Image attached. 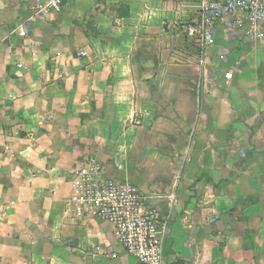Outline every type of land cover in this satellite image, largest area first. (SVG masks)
Here are the masks:
<instances>
[{
    "label": "crops",
    "instance_id": "1",
    "mask_svg": "<svg viewBox=\"0 0 264 264\" xmlns=\"http://www.w3.org/2000/svg\"><path fill=\"white\" fill-rule=\"evenodd\" d=\"M45 1L0 0V264H139L73 198L87 154L166 220L163 264H264L259 234L229 231L231 144L264 130V36L222 60L128 0Z\"/></svg>",
    "mask_w": 264,
    "mask_h": 264
},
{
    "label": "built area",
    "instance_id": "2",
    "mask_svg": "<svg viewBox=\"0 0 264 264\" xmlns=\"http://www.w3.org/2000/svg\"><path fill=\"white\" fill-rule=\"evenodd\" d=\"M62 6L63 0H46L35 10L41 14ZM226 19L250 40L263 38L264 0H197L192 14L178 26L202 52L213 42L216 24ZM70 183L82 211L111 224L117 242L139 264H163L167 222L134 184L109 177L103 164L88 154L72 169Z\"/></svg>",
    "mask_w": 264,
    "mask_h": 264
},
{
    "label": "rangeland",
    "instance_id": "3",
    "mask_svg": "<svg viewBox=\"0 0 264 264\" xmlns=\"http://www.w3.org/2000/svg\"><path fill=\"white\" fill-rule=\"evenodd\" d=\"M131 7L119 5L116 10L133 14H139L143 9L153 16L162 14L173 22L180 23L190 16L196 6L194 0H128ZM251 40L245 37L240 29L234 27L231 20L220 21L215 26L213 42L214 58H242L244 50L250 47ZM240 138L244 143L231 144V167L238 168L243 184L240 194L234 193L233 198L240 199L239 206H232L231 216L237 215L234 210L241 211L245 218L232 220L229 231L243 233L245 237L258 235L262 237L264 246V130L258 132V128H238ZM242 132L244 134H242ZM237 133V132H236ZM242 171V173H241ZM236 172V171H235ZM233 177L234 172H231ZM236 176V175H235ZM237 177V176H236ZM213 213L212 222H216L217 215Z\"/></svg>",
    "mask_w": 264,
    "mask_h": 264
}]
</instances>
